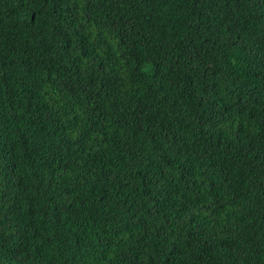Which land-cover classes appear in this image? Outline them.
Wrapping results in <instances>:
<instances>
[{
	"label": "trees",
	"instance_id": "16d2710c",
	"mask_svg": "<svg viewBox=\"0 0 264 264\" xmlns=\"http://www.w3.org/2000/svg\"><path fill=\"white\" fill-rule=\"evenodd\" d=\"M0 264H264V0H0Z\"/></svg>",
	"mask_w": 264,
	"mask_h": 264
}]
</instances>
